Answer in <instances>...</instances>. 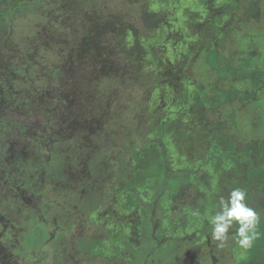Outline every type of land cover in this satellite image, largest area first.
Segmentation results:
<instances>
[{
  "label": "rangeland",
  "instance_id": "1",
  "mask_svg": "<svg viewBox=\"0 0 264 264\" xmlns=\"http://www.w3.org/2000/svg\"><path fill=\"white\" fill-rule=\"evenodd\" d=\"M0 264H264V0H0Z\"/></svg>",
  "mask_w": 264,
  "mask_h": 264
},
{
  "label": "clouds",
  "instance_id": "2",
  "mask_svg": "<svg viewBox=\"0 0 264 264\" xmlns=\"http://www.w3.org/2000/svg\"><path fill=\"white\" fill-rule=\"evenodd\" d=\"M247 193L242 188H233L228 198L220 197L219 210L209 217L212 226L211 239L219 243L218 249H223L229 240V230L236 227L234 239L236 245L241 249L252 247L253 241L257 239L256 231L259 223V216L256 210L246 203ZM194 216H199V211L193 212Z\"/></svg>",
  "mask_w": 264,
  "mask_h": 264
}]
</instances>
